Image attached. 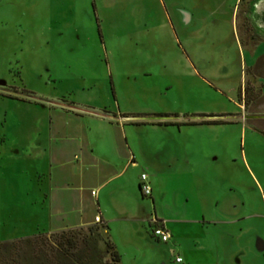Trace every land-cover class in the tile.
<instances>
[{"label":"rangeland","instance_id":"374dc122","mask_svg":"<svg viewBox=\"0 0 264 264\" xmlns=\"http://www.w3.org/2000/svg\"><path fill=\"white\" fill-rule=\"evenodd\" d=\"M252 11L261 16L252 0H0V241L74 215L46 201L60 188L51 125L69 120L60 106L80 105L180 123L126 126L144 160L171 167L152 195L137 187L131 209L111 212L123 264H264V61L247 59L263 35ZM156 219L180 235L157 238Z\"/></svg>","mask_w":264,"mask_h":264},{"label":"crops","instance_id":"0c3cea01","mask_svg":"<svg viewBox=\"0 0 264 264\" xmlns=\"http://www.w3.org/2000/svg\"><path fill=\"white\" fill-rule=\"evenodd\" d=\"M252 1L253 4L256 3V12L261 13V16H258L252 11L253 18L258 19H256L255 26L263 38L253 50L248 52L249 67L256 65L258 61H264V0ZM260 81L264 84V78ZM262 87L264 90V85ZM59 108L62 111H59L57 116H62L61 112H66L69 120L64 125L58 122L52 123V138L50 139L52 145L49 152L53 162L52 166H55L51 175L55 179V186H60V188L52 189L45 201L49 203L51 209L71 210L74 215L69 216L67 220L62 219L46 231L53 232L64 228L94 224L98 222L97 217L109 224L113 210L131 209L130 199L133 195L135 197L137 187L141 190L142 183L135 169H143L141 174L148 173L147 170H149L153 175V177L150 176L152 179L149 182L152 186V194L154 186H159L161 180L167 177L161 171L169 169L171 164L163 168L155 158L152 161L144 160L132 136L127 132L126 126L175 125L176 123L165 122L177 121L174 118L178 119V116L117 113L80 105L72 110L63 106ZM151 116L154 118L149 119ZM196 122L192 124H201L200 121ZM137 133L138 131H134L133 135ZM122 194L125 196L122 197ZM162 221L167 229L170 227L172 236L180 235V231L174 230L169 220L163 219ZM174 222L185 227H192L193 221L177 218ZM193 224L196 225L197 222ZM198 232V230L194 231V235ZM188 253L194 255L196 263L207 261V255L197 253L196 256L194 251Z\"/></svg>","mask_w":264,"mask_h":264},{"label":"trees","instance_id":"16d2710c","mask_svg":"<svg viewBox=\"0 0 264 264\" xmlns=\"http://www.w3.org/2000/svg\"><path fill=\"white\" fill-rule=\"evenodd\" d=\"M251 86L245 87V94ZM241 94L243 87L240 88ZM147 116H171L173 114H145ZM177 116V114H175ZM201 122H224L203 120ZM174 124L177 121H166ZM197 123L188 120L185 124ZM180 124V123H179ZM182 124V123H181ZM162 220L150 221L152 231ZM154 235V234H153ZM0 264H123L120 251L113 242L110 226L101 220L97 223L64 228L53 232L37 234L9 241H0Z\"/></svg>","mask_w":264,"mask_h":264},{"label":"built area","instance_id":"2783aa9c","mask_svg":"<svg viewBox=\"0 0 264 264\" xmlns=\"http://www.w3.org/2000/svg\"><path fill=\"white\" fill-rule=\"evenodd\" d=\"M142 183H141V189L144 195H151L152 194V186L148 182V175L147 173H143L141 175ZM102 219L100 217H97V221H101ZM153 234L161 239L162 241H168L171 238V231L165 227V225H158L154 228ZM182 257H178V261H182Z\"/></svg>","mask_w":264,"mask_h":264}]
</instances>
